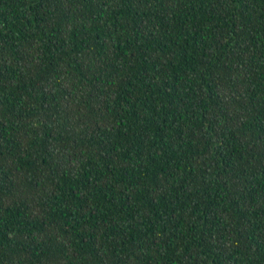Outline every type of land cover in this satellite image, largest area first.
I'll return each mask as SVG.
<instances>
[{"label": "trees", "instance_id": "obj_1", "mask_svg": "<svg viewBox=\"0 0 264 264\" xmlns=\"http://www.w3.org/2000/svg\"><path fill=\"white\" fill-rule=\"evenodd\" d=\"M0 264H264V0H0Z\"/></svg>", "mask_w": 264, "mask_h": 264}]
</instances>
